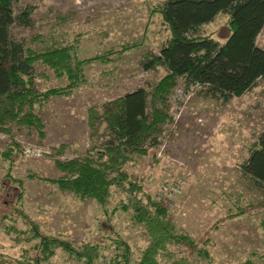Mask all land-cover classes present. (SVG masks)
<instances>
[{
  "label": "rangeland",
  "instance_id": "obj_1",
  "mask_svg": "<svg viewBox=\"0 0 264 264\" xmlns=\"http://www.w3.org/2000/svg\"><path fill=\"white\" fill-rule=\"evenodd\" d=\"M163 1L15 0V13L25 5L33 6V11L31 25L10 26L14 40L33 47L71 43L79 58L113 49L120 52L86 62L78 86L37 106L34 113L41 119L43 136L33 127L14 122L0 130V200L5 192L13 194L12 207L20 208L43 233L61 235L76 247L98 241L99 259H108L115 253L112 235L100 226L110 228V223L137 257L149 238L145 227L132 218L128 198L132 193L144 203L160 198L172 214L176 232L194 240L208 232L207 242L201 245L209 256H188L182 245L169 244L172 257L159 256V264L178 258L186 259V264H264V208L227 217L264 197V188L244 177L239 167L264 129V79L227 102L205 97L197 93L199 86L186 88L178 79L162 105L171 121L162 125L155 147L146 154L133 153L124 162V187L112 184L105 205L92 198L80 199L49 180L67 173L56 161L85 156L87 150L102 144L105 131L98 116L102 103L139 86L151 91L165 73L164 67L144 70L140 65L143 55L157 53L169 36L168 26L153 10ZM228 30V15L221 12L201 26L200 34L223 41ZM256 43L264 48V26ZM67 82L46 65L36 68L38 90ZM7 148L9 155L4 152ZM173 182L181 185L180 191L165 199L161 190ZM131 185L135 189L129 192L125 188ZM1 212L8 215L0 222V264H29L24 249L33 241L20 233L27 224L17 210L11 214L0 206ZM44 264L83 261L57 247Z\"/></svg>",
  "mask_w": 264,
  "mask_h": 264
},
{
  "label": "trees",
  "instance_id": "obj_2",
  "mask_svg": "<svg viewBox=\"0 0 264 264\" xmlns=\"http://www.w3.org/2000/svg\"><path fill=\"white\" fill-rule=\"evenodd\" d=\"M14 2L0 0V130H5L6 125L14 122L33 127L43 136L41 119L34 113L37 106L54 95L68 94L78 86L83 80L82 67L86 62L104 56L109 58L108 55H115L120 50L79 58L75 49L70 48L71 43L33 47L23 40H14L10 36V26L14 23L31 25L33 11V6L25 5L15 13ZM153 10L168 26L169 36L157 53H145L140 65L144 70L164 67L165 73L151 85V91L139 86L102 103L98 115L105 131L102 144L87 150L85 156L56 161L57 166L67 173L49 179L80 199L92 198L105 205L112 184L124 187V162L133 153L146 154L147 149L155 147L162 125L171 121L162 105L178 79L186 88L199 86L197 93L222 102L242 95L264 79V48L256 43L257 35L264 26V0H164ZM221 12L228 15L229 25L223 41L211 34H200L201 26L211 22ZM39 65L48 66L58 77H66L67 84L38 90L35 71ZM4 152L9 155L10 149ZM239 167L244 177L264 188V129L249 145L247 157ZM125 189L132 192L135 187L131 185ZM11 195L5 192L0 206H6L11 214L19 211L27 224L26 230L20 233L33 241L28 250L24 249L25 262L29 264H44L55 254L57 247L81 259L83 264H159V256L172 257L167 248L169 244L182 245L188 256H209L201 245L207 242L208 232L197 240L176 232L172 214L160 198L153 197L147 203L135 193L128 198L132 218L145 227L149 238L139 255H133L131 245L109 223L110 228H100L112 235L110 242L115 253L108 259H99L98 241L84 242L76 247L61 235L43 233L20 208L12 207L14 200L10 201ZM262 208L264 197L237 208L227 217ZM7 215L0 213L1 223ZM214 227L215 224L211 226ZM186 261L178 258L168 264H186Z\"/></svg>",
  "mask_w": 264,
  "mask_h": 264
},
{
  "label": "built area",
  "instance_id": "obj_3",
  "mask_svg": "<svg viewBox=\"0 0 264 264\" xmlns=\"http://www.w3.org/2000/svg\"><path fill=\"white\" fill-rule=\"evenodd\" d=\"M167 187V190H161L163 193L162 197H164L165 199H172L180 191L181 185L173 182L172 185H168Z\"/></svg>",
  "mask_w": 264,
  "mask_h": 264
}]
</instances>
